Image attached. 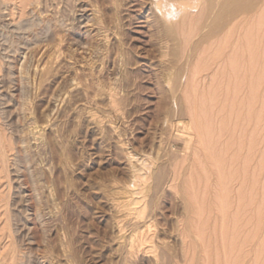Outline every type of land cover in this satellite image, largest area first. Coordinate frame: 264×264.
Segmentation results:
<instances>
[{"label": "rangeland", "instance_id": "374dc122", "mask_svg": "<svg viewBox=\"0 0 264 264\" xmlns=\"http://www.w3.org/2000/svg\"><path fill=\"white\" fill-rule=\"evenodd\" d=\"M25 1L26 6L23 5ZM196 1L195 7L190 6L189 0H165L156 7L155 0H0V264H155L159 261L160 264H189L190 260L192 264H226L234 256L240 259L244 255L246 257L241 258L240 263L254 264L256 242L250 237L255 232L254 220L253 224L246 222L254 219V205H250L253 209L250 206L244 208L249 203L246 205L241 199L244 206H239L238 200L249 195L246 196V190L256 179L260 181L261 188L258 185V189H261L260 201L263 202H260L263 204L260 207L262 221L258 228L261 236L258 240L262 243H259V257H262L259 264H264V0H244L240 9L229 11L222 19H217L222 0H218L216 7L209 6L210 0ZM160 11L165 13L166 31L171 28L169 34L156 20ZM235 58H238V67H233ZM50 70L55 71L52 78L47 76ZM44 82L48 84L44 85ZM110 94L115 98L111 96V99ZM251 98H254L252 104L249 102ZM112 100H116V106ZM47 119L50 120L47 122ZM217 136L221 137L220 140ZM188 137L192 142L188 143ZM118 145L127 147V151ZM205 145L208 148H204ZM120 151H126L134 158L137 155L135 159L146 158L143 160L147 164L148 161L155 164V169L150 162L149 167L146 164L149 173L155 171L149 181L155 177L159 181L164 176L158 185L155 180L154 185L148 180L145 182L150 185L143 182V186L146 185L144 191L148 192L150 188L152 192L157 187L164 194L154 190L153 194L158 197L151 198L153 194L145 192L143 202L152 212L153 202L158 198L156 201L160 202H154V209L163 208L168 215L167 220L152 217L160 224L152 219L151 232L160 230L157 235L161 238L170 239L174 235L170 232L173 224L181 222L178 239L174 235L170 240L177 246L183 242L182 248L176 246L178 253L171 252L172 255L176 253L175 256L162 246L157 249L156 259L159 261L152 255L140 254V259L138 256L136 260L131 258L135 260L133 262L124 256L125 248L116 240L119 239L117 221L121 216L112 203L116 198L124 197L123 193L118 197L120 193L117 191L123 182L124 185L130 182L131 175H127L130 170L126 164L128 154ZM232 155L233 162L239 159L231 165ZM216 157L219 160L227 158L223 162L230 165L225 163V171H222L225 165L216 166ZM156 158L159 161L153 163ZM231 167L234 173H227ZM239 168H243L242 171ZM172 170L177 171L174 172L177 176ZM195 170H199L200 175ZM240 171L246 174L240 175ZM222 173L228 177L236 176L233 182L229 178L227 182L230 184L223 181V185L218 181ZM253 173L259 177L252 180ZM202 177L207 179L203 181ZM192 178L202 180L201 184ZM116 182L122 183L118 185ZM171 185H175L174 188ZM222 186H229L225 187L228 191H222ZM207 187L216 190L210 192ZM241 189L243 193L240 195ZM189 193L194 194L190 197ZM147 194L152 196L147 198ZM186 202L190 204L189 209L195 206L191 209V220L185 218L188 215ZM148 203L153 206L149 207ZM211 203H216L214 208ZM224 203L229 204L228 208L221 205ZM240 207L252 212L247 216L249 210L246 212ZM194 209H197L199 218L193 213ZM199 209L201 213L203 210V215ZM237 209H240L239 218L243 219H239L240 222L234 221ZM150 212H146L147 217L152 215ZM208 213H212L211 218ZM225 217L230 223H225ZM238 223L240 229L232 227ZM126 228L129 233V224ZM250 231L253 232L249 236L251 240L247 236ZM224 233L230 238L231 234L237 233L241 237L238 236L237 241L248 239L246 245L244 240L238 242V247L236 240L225 237L226 243L233 242V247L236 243L238 249L232 247L233 256L230 253L227 259L222 253ZM218 235L223 236L219 239ZM209 240L216 248L213 245L214 249L207 247ZM118 246H123V251L119 252L124 257L119 256ZM235 249L238 253L234 252ZM126 258L131 262H126Z\"/></svg>", "mask_w": 264, "mask_h": 264}, {"label": "bare ground", "instance_id": "6f19581e", "mask_svg": "<svg viewBox=\"0 0 264 264\" xmlns=\"http://www.w3.org/2000/svg\"><path fill=\"white\" fill-rule=\"evenodd\" d=\"M20 1H21V0H20ZM194 1H195V0H189V3H190V6H191V7H193L194 4L196 5L197 1H196V2H194ZM245 1H246V0H245ZM164 2H165V0H155V3H154V2H153V3L156 5V7H158L159 5H162ZM217 2H218V0H210V1H209V6H210V7H213V6L216 7ZM219 2H220V1H219ZM243 2H244V0H222V2H220V3H221V4H220V10H219V12H218V17H217V19H218V18H220V19L224 18V17L228 14V12L231 11V10H233V9H240V8L242 7V5H244ZM25 3H26V1L23 2V5H25V6L28 5V4H25ZM20 4H21V3H20ZM194 7H195V6H194ZM20 11H21V9H20ZM14 13H15V12H14ZM18 14H19V13H18ZM164 16H165V13L162 12V11H160V14L157 15V19H156V20H158V23H160V26L164 27V28H165L164 31H166V28L168 29V26L165 24L166 22H165ZM216 21H217V20H216ZM220 21H221V20H220ZM156 23H157V22H156ZM158 23H157V24H158ZM161 24H162V25H161ZM163 25H164V26H163ZM169 30L171 31V28H170ZM169 30H168V32H169ZM166 32H167V31H166ZM168 32H167V33H168ZM169 33H170V32H169ZM169 33H168V34H169ZM161 34H162V33H161ZM47 43H48V42H47ZM49 43H50V42H49ZM50 44H51V43H50ZM44 46H45V45H44ZM52 47H54V46H52ZM35 48H36V47H35ZM58 48H59V47H58ZM60 48H61V47H60ZM35 50H36V49H35ZM45 50H46V49H45ZM45 50H44V51H45ZM60 50H61V49H60ZM50 51H51V50H50ZM57 51H58V50H57ZM41 52H42V51H41ZM53 52H54V51H53ZM60 52H61V51H60ZM33 53H34V52H33ZM43 53H44V52H43ZM55 53H56V52H55ZM58 53H59V52H58ZM58 53H57V56H58ZM61 53H62V52H61ZM48 54H49V53H48ZM48 54H47V55H48ZM36 55H37V54H35V56H36ZM47 55H46V56H47ZM253 55H255V51H254ZM50 56H51V55H50ZM52 56H53V55H52ZM60 56H61V54H60ZM40 57H41V55H40ZM49 58H50V57H49ZM53 58H54V56H53ZM31 60H32V59H31ZM41 60H42V59H41ZM41 60H40V61H41ZM34 62H35V61H34ZM38 62H39V60H38ZM50 62H51V61H50ZM57 62H58V61H56V63H57ZM125 62H126V61H125ZM237 62H238V58H235V60H233V67H238V63H237ZM40 63H41V62H40ZM42 63H43V62H42ZM56 63H55V64H56ZM123 63H124V61H123ZM34 64H35V63H34ZM35 65H36V64H35ZM60 65H61V64H60ZM38 66H39V65H37V67H38ZM45 66H46V65H45ZM48 66H49V65H48ZM34 68H35V67H34ZM50 68H51V66H50ZM41 69L43 70V69H44V66H43ZM45 69H46V68H45ZM48 69H49V68H48ZM53 69H54V67H53ZM57 69H58V68H57ZM29 70H30V69H29ZM59 70H60V69H59ZM51 71H52V70L48 71V74H47L48 78L51 77L52 75H54V72H55V71H52V72H51ZM34 72H35V71H34ZM40 72H42V71H40ZM36 73H37V72H36ZM42 73H43V72H42ZM56 73H58V72H56ZM28 74H29V73H28ZM33 75H34V74H33ZM37 75H38V74H37ZM40 76H41V75H40ZM43 76H44V75H43ZM47 76H45V77H43V78L45 79ZM81 76H84V75H81ZM86 76H87V75H86ZM37 77H38V76H37ZM51 78H52V77H51ZM51 78H50V79H51ZM40 79H41V78H40ZM35 80H36V79H35ZM42 80H43V79H42ZM46 80H47V79H46ZM84 80H85V79H84ZM39 81H40V80H39ZM43 81H44V80H43ZM43 81H42V82H43ZM50 81H51V80H50ZM40 82H41V81H40ZM45 82H48V81H45ZM45 82L43 83L44 85H45V84H48V83H51V82H48V83H45ZM54 82H55V81H54ZM53 84H54V83H53ZM76 84H77V83H76ZM71 85H72V84H71ZM77 85H78V84H77ZM41 86H42V84H41ZM78 86H79V85H78ZM37 87H38V86H37ZM43 87H44V86H43ZM72 87H73V86H72ZM87 87H88V86H87ZM35 88H36V87H35ZM37 90H38V89H37ZM40 90H41V92H42V89H40ZM67 90H68V89H67ZM69 90H70V89H69ZM86 90H87V89H86ZM38 91H39V90H38ZM45 91H46V89H45ZM111 91H112V90H111ZM84 92H85V91H84ZM43 93L45 94L46 92H43ZM86 93H87V92H86ZM35 94H37V93H35ZM38 94H39V93H38ZM115 94H116V93H115ZM40 95H41V94H40ZM69 95H70V94H69ZM83 95L86 96V94H83ZM41 96H42V95H41ZM45 96H46V95H45ZM62 96H63V95H62ZM108 96H110V98H111V96H112L113 99L115 98V97H114L115 95L113 96V95L110 94V95H108ZM108 96H107V97H108ZM37 98H38V97H37ZM67 98H68V97H67ZM69 98H70V97H69ZM110 98H109V99H110ZM116 98H117V96H116ZM59 99H60V97H59ZM111 99H112V98H111ZM56 100H57V99H56ZM63 100H64V99H63ZM252 100H254V98H251V99L249 100V102H250L251 104H252ZM36 102H37V101H36ZM56 102H57V101H56ZM111 102H112V103L114 102V105L116 106V103H115L116 100H112ZM49 104H50V103H49ZM62 104H64V103H62ZM62 104H61V105H62ZM114 105H113V106H114ZM57 106H58V105H57ZM39 107H40V106H39ZM39 107H38V108H39ZM59 107H60V106H59ZM48 108H49V107H48ZM50 109H51V108H50ZM51 110H52V109H51ZM49 111H50V110H49ZM35 112H36V111H35ZM204 114H205V113H204ZM34 115H35V114H34ZM44 116H45V115H44ZM47 117H48V116H47ZM47 117H46V118H47ZM260 117H261V116H260ZM200 118H201V117H200ZM206 118H208V117H206ZM206 118H205V119H206ZM202 119H203V118H202ZM48 120H50V119H47V122H48ZM199 121H202V120L199 119ZM205 121H206V120H205ZM32 123H33V122H32ZM200 123H201V122H200ZM200 123H199V124H200ZM203 123H204V122H203ZM34 124H35V123H34ZM34 124H33V125H34ZM37 124H38V122H37ZM196 124H198V122H197ZM199 124H198V125H199ZM200 125H201V124H200ZM206 125H207V124H206ZM209 125H210V124H209ZM35 126H36V125H35ZM35 126H34V127H35ZM202 126H203V125H202ZM37 127L39 128V126H37ZM198 127H199V126H198ZM209 127H210V126H209ZM223 127H224V126H223ZM196 128H197V127H196ZM32 129L34 130V128H32ZM177 129H178V128H177ZM204 129H206V126L204 127ZM204 129H203V130H204ZM207 129H208V126H207ZM33 130H32V131H33ZM38 130H39V129H38ZM198 130H199V129H198ZM201 130H202V128H201ZM39 131H40V130H39ZM178 131H180V130H178ZM205 131H206V130H205ZM33 132L36 133L37 130H36V131H33ZM206 132H209V131L207 130ZM212 132H213V130H211L210 133H212ZM214 132H215V131H214ZM218 132H219V131H218ZM220 132H221V130H220ZM38 133H39V132H38ZM197 133H198V132H197ZM215 133H216V132H215ZM215 133H214V134H215ZM32 134H33V133H32ZM204 134H205V136H206V133H204ZM217 134H218V133H217ZM221 134H222V133H221ZM221 134H219V136H220ZM118 135H119V134H118ZM225 135H226V134H225ZM225 135H224V136H225ZM227 135H228V134H227ZM34 136H35V135H34ZM200 136H201V135H200ZM207 136H208V135H207ZM209 136L212 137V136H214V135H209ZM222 136H223V135H222ZM229 136H231V135H229ZM36 137H37V136H36ZM183 137H186V136H183ZM193 137H194V136H193ZM203 137H204V136H202V138H203ZM217 137H218V136H217ZM120 138H121V137H120ZM202 138H201V139H202ZM204 138H205V137H204ZM213 138H214V137H213ZM218 138H219V137H218ZM220 138H221V137H220ZM220 138H219V140H220ZM225 138H226V137H225ZM225 138H224V139H225ZM33 139H34V137H33ZM207 139H209V138L207 137ZM210 139H211V138H210ZM228 139H229V138H228ZM228 139H227V140H228ZM122 140H123V139H122ZM122 140H121V141H122ZM191 140H192V139H190V138L188 137V143H189ZM204 140H205V139H204ZM212 140H213V139H212ZM119 141H120V140H119ZM119 141H118V142H119ZM121 141H120V143H121ZM209 141H211V140H209ZM213 141H214V140H213ZM215 141H216V140H215ZM215 141H214V142H215ZM228 141H229V140H228ZM231 141H232V140H231ZM122 142H123V141H122ZM191 142H192V141H191ZM193 142H194V141H193ZM200 142H201V141H200ZM211 142H212V141H211ZM211 142H210V143H211ZM218 142H219V141H218ZM124 143H125V142H124ZM204 143H205V142H204ZM229 143H230V141H229ZM231 143H232V142H231ZM191 144H192V143H191ZM191 144H190V145H191ZM206 144H207V143H206ZM211 144H212V143H211ZM188 145H189V144H188ZM190 145H189V147H190ZM207 145H208V144H207ZM226 145H228V144H226ZM237 145H238V144H237ZM237 145H236V146H237ZM118 146H119V145H118ZM118 146H117V147H118ZM121 146H123V144H122ZM124 146H126V144H124ZM208 146H211V145H208ZM208 146L205 145L204 148H205V147L208 148ZM221 146H222V145H221ZM214 147H215V146H214ZM217 147H218V146H217ZM238 147H239V145H238ZM118 148H120L121 150L125 148V150H126L127 147L121 148V147L119 146ZM215 148H216V147H215ZM220 148H221V147H220ZM230 148H231V146H229V149H230ZM239 148H240V147H239ZM129 149H130V148H129ZM217 149H218V148H217ZM233 149H234V148H233ZM233 149H232V151H233ZM241 149H242V148H241ZM118 150H119V149H118ZM170 150H171V149H170ZM242 150H243V149H242ZM116 151H117V150H116ZM126 151H127V150H126ZM126 151H125V152H124V151H120V152H121V153L124 152V155H126V154H128V153H126ZM128 151H129V150H128ZM133 151H134V150H133ZM209 151H210V150H209ZM212 151H213V149L211 150V154H213V152H214V151H213V152H212ZM215 151H216V150H215ZM227 151H228V150H227ZM232 151H231V152H232ZM234 151H235V149H234ZM118 152H119V151H118ZM129 152H130V151H129ZM170 152H171V151H170ZM216 152H217V151H216ZM220 152H221V149H220ZM235 152H237V150H236ZM125 153H126V154H125ZM132 153H133V152H132ZM175 153H176V151H175ZM228 153H229V152H228ZM238 153H239V152H238ZM129 154H130V153H129ZM129 154L126 156V157L128 158V161H126V162H128V163H126V164H127V165L129 164V169H130L129 171H130V172L127 170V171H128L127 175H129V174L131 175V180L129 179V181H130L131 183H130V182H129L130 184L128 183V179H127L128 176H127V175H126V176H127V177H126V181H127L126 184L128 183L127 185H124V184H123L124 182H123V183L121 182L122 184L119 182V183L122 185V187H121V185L118 186L119 183L116 182V184H118L117 186H118V187H121L120 190L117 191L118 193H120V194H118L117 196L119 197V196H121V194L123 193V194H124V197L121 196V197H123L122 200L120 199L121 197H120V198H116L115 203H114V201H113V203H112L113 205H114V204L116 205V206H114V208H116V211H117V212L119 213V215L122 217V218H121L120 216H118V213H116V215H117L118 217L121 218V219L119 218V221H117V226H116V227H118L119 239L117 238L116 240H118V242L120 241V243L123 244L124 247H123V246H121V247L125 248V249H124V256H125V257H129L130 260H131V258H133V257H134L133 259L136 260V257L138 256V258H139V255H140V254H145V255H148V256L150 255V257H151V255H152L153 259H156V257H157L156 254L159 252L157 249H158V247H161V246L165 249V251L168 250L167 252H168L169 254H171L172 251H173L172 253H174V252H177V253H178V250L176 249V246H177V245H175L176 243L174 244V243L171 242L170 240L173 238L174 235H175V236L177 237V239H178L179 234H181V233H180V229H181V228H180V227H181L180 223H181V222L178 224V221H177V223H176V221H175V223L173 224L174 226H173V228H171L172 231H170V232H173V233H172V234H174L173 236H171V235L169 234V232H168V231H169V228L167 229V230H168V231H167L168 235L171 236L170 239H164V238H161V237L159 236V234L157 235V232L160 231V230L158 231V229H157V231H155V230L153 229L155 232H153V230H152V232H151L152 219H153L152 217H154V218H155V217H156V218H159L158 216H160V217H162L164 220H167L168 217H166V216H168V215H166V214L162 211L163 208L160 209V208L156 207V208L154 209V206H156V205L154 204V202H155V203L160 202V201H156L158 198H157L155 201H154V199H152V200L154 201V202H153V205H154V206H153V205H149L150 201H149V203H148L149 207H150V206H151V207L153 206V207L151 208V209H152V212H150L151 210H149L148 207L145 205V202H143V201L145 200V199L143 200V198L146 197V195L144 196L143 194H144L145 192H147L146 190L144 191L146 185L143 186V184H144L143 182H145V180H148V181H149V179H148L149 176H151L150 178H151V180H152V175H153V174H152V171H154V170H152V171L150 172L151 174L148 172V171H149V170H148L149 168H146V164H147V162L144 161L146 158H145V159L142 158V160H140V159H135V158L137 157V155H136V157L134 158L133 155H131V154L129 155ZM136 154H137V153H136ZM140 154H141V153H140ZM143 154H144V153H143ZM145 154H146V153H145ZM205 154H206V153H205ZM207 154L209 155V153H207ZM220 154H222V153H220ZM224 154L226 155V153H224ZM239 154H240V153H239ZM118 155H119V154H118ZM191 155H192V154H191ZM229 155H230V154H229ZM142 156H143V155H142ZM198 156H200V155H198ZM204 156H205V155H204ZM212 156H214V155H212ZM218 156H219V155H218ZM226 156H228V155H226ZM235 156H236V154L234 155V157H235ZM116 157H117V156H116ZM121 157H122V156H121ZM126 157H125V159H127ZM145 157H146V156H145ZM189 157H190V156H189ZM200 157H201V156H200ZM208 157H209V156H208ZM208 157H207V158H208ZM223 157H224V155H223ZM232 157H233V155L231 156V158H232ZM237 157H238V154H237ZM237 157H236V158H237ZM240 157H241V156H240ZM158 158H159V157H158ZM161 158L163 159V157H161ZM198 158H199V157H198ZM212 158H214V157H212ZM220 158H221V156H220ZM220 158H217V157H216V161H215V159H214V161H215L216 166H218V167L221 168V167H223V165H225L226 162H223V161L226 160L227 158L224 159V160H219ZM231 158H230V159H231ZM236 158H235V159H236ZM242 158H243V157H242ZM242 158H241V159H242ZM119 159H120V158H119ZM122 159H123V158H122ZM143 159H144V160H143ZM159 159H160V158H159ZM162 159H161V160H162ZM209 159L212 160L210 157H209ZM222 159H223V158H222ZM232 159H233V160H232ZM232 159H231L232 161H230V164H231V162L235 161L234 158H232ZM238 159H239V158H237V160H238ZM241 159H240V160H241ZM147 160H148V159H147ZM198 160H199V159H198ZM206 160H208V159H206ZM237 160H236V162H237ZM244 160L246 161V159H244ZM123 161H125V160H123ZM157 161H159V160H157V158H156V162L154 161L153 163H157ZM162 161H163V160H162ZM196 161H197V160H196ZM196 161H195V162H196ZM201 161H202V160H201ZM203 161H204V160H203ZM221 161H222L224 164H222ZM241 161H242V160H241ZM247 161L249 162V160H247ZM144 162H145V163H144ZM149 162H150V161H148V164H149ZM168 162H169V161H168ZM195 162H194V163H195ZM198 162H200V161H198ZM212 162H213V160H212ZM212 162H210V163H212ZM236 162H233V163H236ZM254 162H255V161H254ZM257 162H258V161H257ZM151 163H152V162H150L149 165H151ZM213 163H214V162H213ZM228 163H229V162H228ZM228 163H226V165H227ZM239 163H241V162L239 161ZM243 163L245 164V162H243ZM258 163H259V162H258ZM148 164H147V166H148ZM158 164H159V163H158ZM160 164H161V163H160ZM165 164H166V163H165ZM205 164H206V163H204V165H205ZM230 164H228V165H230ZM152 165H153V164H152ZM152 165H151V166H152ZM154 165H155V164H154ZM154 165H153V166H154ZM167 165H168V164H167ZM167 165H166V166H167ZM195 165H196V163H195ZM199 165H200V163H199ZM226 165H225V166H226ZM231 165H232V164H231ZM233 165H234V164H233ZM242 165H243V164H242ZM251 165H252V164H251ZM253 165H254V164H253ZM257 165H258V164H257ZM153 166H152V167H153ZM170 166H171V165H170ZM200 166H201V165H200ZM200 166H199V167H200ZM207 166H208V163H207ZM212 166H213V165L211 164V167H212ZM214 166H215V165H214ZM225 166H224V168L222 169V171H223L224 169L226 170L227 166H226V167H225ZM239 166H241V165H239ZM245 166H247V164H245ZM259 166H260V165H259ZM148 167H149V166H148ZM161 167H162V166H160V168H161ZM168 167H169V166H168ZM175 167H176V166H175ZM205 167H206V166H204L203 168H205ZM232 167H234V166H232ZM232 167L230 168V171L227 170V173L232 172V171H231V170H233ZM254 167H255V166H254ZM126 168H127V167H126ZM155 168H156V167L154 166V169H155ZM157 168H158V167H157ZM176 168H177V167H176ZM176 168H174V170H175ZM193 168H194V167H192L191 170H192ZM208 168H209V167H208ZM208 168H207V170H209ZM220 168H219V169H220ZM244 168H245V169H246V168L248 169V167H244ZM151 169H152V168H150V170H151ZM214 169H216V168H214ZM235 169H236V168H235ZM240 169H241V168H239V170H240ZM242 169H243V168H242ZM242 169H241V171H242ZM245 169H244V170H245ZM251 169H253V168H251ZM256 169H257V168H255L254 171H255ZM125 170H126V169H125ZM146 170H147V171H146ZM158 170H159V169H158ZM162 170H163V169H162ZM193 170H194V169H193ZM225 170H224V171H225ZM237 170H238V169H237ZM257 170H258V169H257ZM259 170H260V168H259ZM172 171H173V170H172ZM196 171H197V170H195V172H196ZM204 171H205V170H203V173L205 174ZM241 171H240V173L237 172V175H238V173H239L240 175H242L241 173H245V172H241ZM249 171H250V170H249ZM251 171H252V170H251ZM251 171H250V172H251ZM154 172H155V171H154ZM154 172H153V173H154ZM157 172H158V171H157ZM159 172H160V171H159ZM174 172L177 173V171H173V173H174ZM188 172H189V171H188ZM197 172L199 173V170H198ZM200 172H201V171H200ZM208 172L210 173V171H208ZM215 172H216V170H215ZM247 172H248V171H247ZM255 172L258 174L257 171H255ZM255 172H254V173H255ZM176 173H174V174L177 176ZM201 173H202V172H201ZM203 173H202V175H204ZM213 173H214V172H213ZM213 173H212V174H213ZM217 173H218V172H217ZM217 173H216V174H217ZM219 173H220V172H219ZM224 173H225V172H224ZM232 173H234V172H232ZM232 173H231V174H232ZM235 173H236V172H235ZM254 173H253V174H254ZM256 173H255V174H256ZM155 174H156V173H155ZM158 174H159V176H160V173H158ZM161 174H162V173H161ZM178 174H179V173H178ZM180 174H181V173H180ZM189 174H190V173H189ZM195 174H197V173H195ZM195 174H194V175H195ZM206 174H207V172H206ZM231 174H229V175H231ZM245 174H246V173H245ZM255 174L253 175L254 177H253L252 180H254V178L259 177V175L255 177ZM175 175H174V176H175ZM190 175L192 176L193 174H190ZM199 175H200V173H199ZM199 175H198V177H199ZM207 175H208V174H207ZM207 175H206V176H207ZM226 175H227V174H226ZM226 175H224V174L222 173L220 176H218V177L220 178V180L216 179L217 176L215 177V179L218 180L219 182L221 181V182L223 183V185H224V182H225V183H229V182H227V181H229V178L231 177V176L228 177V175H227V176H226ZM232 175H233V174H232ZM240 175H238V176H240ZM243 175H244V174H243ZM159 176L157 175L158 178H159ZM161 176H162V175H161ZM161 176H160V177H161ZM195 176H196V175H195ZM204 176H205V175H204ZM209 176H210V175H209ZM213 176H214V175H213ZM234 176H236V175L234 174ZM234 176L231 177V179H232L231 181H232V182H233V179H234L233 177H234ZM246 176H247V175H246ZM178 177H179V176H178ZM178 177H177V178H178ZM181 177H182V174H181ZM193 177H194V176H193ZM200 177H201V176H200ZM200 177H199V178H200ZM241 177H242V176H240V178H241ZM247 177H248V176H247ZM251 177H252V176H251ZM129 178H130V176H129ZM158 178H157V179H158ZM161 178H162V177H161ZM161 178H160V179H161ZM163 178H164V176H163ZM163 178H162V179H163ZM172 178H174V177H172ZM179 178H180V177H179ZM179 178H178V179H179ZM203 178H204V177H202L201 179H203ZM205 178L207 179V177H205ZM240 178H239V180H241ZM245 178H246V177H245ZM153 179L155 180L156 177L153 178ZM160 179H158L159 181H156V180H155V183L157 182V183H156L157 185L160 184V183H158V182H162V180H160ZM175 179H176V178H175ZM178 179H177V180H178ZM180 179H181V178H180ZM180 179H179V180H180ZM183 179H184V178H183ZM189 179H190V177H189ZM193 179H194V178H192V180H193ZM196 179H197V178H196ZM196 179H195V180H196ZM206 179H203V181L206 180ZM215 179H213V180H215ZM235 179H236V178H235ZM246 179H247V178H246ZM246 179H245V180L243 179V182L246 181ZM151 180H150L149 182H151ZM154 180L151 182L152 185H154ZM164 180H165V179H164ZM179 180H178V181H179ZM186 180H187V179H186ZM190 180H191V179H190ZM198 180H199V179H198ZM198 180H197V181H194V180H193V181H194V182H198ZM211 180H212V178H211ZM249 180H251V178H249ZM118 181H119V180H118ZM173 181H175V180H173ZM173 181H172V182H173ZM180 181H181V180H180ZM200 181H202V180H199V183L201 184ZM223 181H224V182H223ZM241 181H242V180H241ZM254 181H256V182H254ZM254 181H253L254 183H252V185H250V182H251V181H249L248 186L250 185V187H251V188H249V190H246V189H247V186L245 187L246 189L243 187V188H244V189H243V192H244V190H246V191H247L246 196H247L248 194H249V195H248L247 197H243V198H240V197H239L240 200H238V201L240 202V204H239V203H238V204H239V206L241 205V199H242V203L245 202L246 205L249 203L248 206H244V205L242 204V205L244 206V208H245V207H249L250 205H252V203H253V205H254V210H253V211H255V212H253L254 214L252 213V215H254L252 218H254V219H252V218L250 217V218L252 219V221L249 219V221H251V222H249V221L246 219V220H247L246 222H248V223H252L253 220H254V226H255V227H254L253 225H252V226L254 227L255 232H254L253 229H252V231L254 232V234H253V232L250 231L251 233H250V234L248 233L249 235L247 234V236H248V239H250V240H251L252 237L255 239V241L252 240L253 242H256V251H255V253H254V254H255V260H254V261H256V262H255L254 264H259V263H262V262H260V260H259V259H262L261 255H260L261 258L259 257V253H260V252H259V249H260V247H259V243H260V244H262V243L258 240V237H259V238L261 237V236L258 235V231H259L258 228H259V226H260V221H262V220L260 219V218H262V216H261V214H262V213H261L262 210H260V209H261L260 207L263 205V204H262L263 202L260 201V199L262 200V198H261L262 195H261V197H260V190H261V189H258V188L260 187V183L258 184V182H260V181H258V179L254 180ZM146 182H147V181H146ZM146 182H145V184H148V183H149V182H147V183H146ZM167 182H168V181H167ZM187 182H188V181H187ZM208 182H209V184H210V180H209ZM208 182H207V183H208ZM221 182H220V183H221ZM235 182H236V180H235ZM239 182H240V181H239ZM165 183H166V182H165ZM191 183H192V182H191ZM191 183H189V184H191ZM205 183H206V181H205ZM220 183H219V185H220ZM222 183H221V184H222ZM236 183H238V181H237ZM236 183H234V185H235ZM247 183H248V180H247ZM167 184H168V183H167ZM172 184H174V183H172ZM177 184H179V183H177ZM185 184H186V183H185ZM189 184H188V185H189ZM193 184H195V183H193ZM229 184H230V183H229ZM229 184H228V185H229ZM243 184H244V183H243ZM243 184H241V185L243 186ZM123 185H124V186H123ZM148 185H150V183H149ZM188 185H186V186L188 187ZM205 185H206V184H205ZM211 185H212V183H211ZM219 185H218L217 187H219ZM225 185H226V184H225ZM237 185H238V184H237ZM239 185H240V184H239ZM246 185H247V184H246ZM258 185H259V187H258ZM173 186H175V185H173ZM173 186L171 185V187H173ZM177 186H178V185H177ZM190 186H191V185H190ZM190 186H189V187H190ZM195 186H196V185H195ZM195 186H194V187H195ZM206 186H208V185H206ZM212 186H213V185H212ZM242 186H241V187H242ZM118 187H117V188H118ZM147 187H148V186H147ZM149 187H150V186H149ZM152 187H153V186H152ZM160 187H162V185H160ZM222 187L224 188V189H222V191H223V190H224L225 192L228 191V190L226 191V188H229V186H228V187H226V186H222ZM222 187H221V188H222ZM225 187H226V188H225ZM235 187H236V186H235ZM154 188H156V189H154V190H157V187H154ZM173 188H174V187H173ZM191 188H192V187H191ZM207 188H208V187H207ZM207 188H205V189H207ZM213 188H214V187H213ZM213 188H211V189H213ZM221 188H219V189L221 190ZM260 188H261V187H260ZM169 189H170V188H169ZM177 189H179V188H177ZM177 189H176V190H177ZM181 189H182V188H181ZM185 189H186V188H185ZM188 189H189V188H188ZM188 189H186V191H188ZM202 189H203V188H202ZM208 189H210V188H208ZM211 189H210V192H211ZM233 189H235V188H233ZM147 190H148L147 193L149 194V192H151L150 188L147 189ZM152 190H153V189H152ZM154 190H153V191H154ZM161 190H162V189H158V190H157V191L159 192V194H160ZM170 190H171V189H170ZM172 190H173V189H172ZM183 190H184V188H183ZM213 190H216V189H213ZM235 190H236V189H235ZM239 190H240V189H239ZM239 190H238V191H239ZM143 191H144V192H143ZM153 191L151 192L152 194H153ZM157 191H155V192H157ZM168 191H169V190H168ZM184 191H185V190H184ZM184 191H183V192H184ZM192 191H193V190H192ZM192 191H191V192H192ZM198 191H199V190H198ZM204 191H205V190H204ZM208 191H209V190H208ZM231 191H232V190H231ZM246 191H245V192H246ZM175 192H176V191H175ZM180 192H181V191H180ZM188 192H190V191H188ZM195 192H196V191H195ZM200 192H201V191H200ZM205 192H206V191H205ZM217 192H218V191H217ZM217 192H216V193H217ZM229 192H230V191H229ZM235 192H236V191H235ZM235 192H234V193H235ZM243 192H242V189H241V193L239 192V194L241 195ZM161 193H162V192H161ZM171 193H172V192H171ZM184 193H185V192H184ZM197 193H198V192H197ZM202 193H203V192H202ZM221 193H222V192H221ZM236 193H237V192H236ZM148 194H147V198L149 197ZM157 194H158V193H157ZM157 194H156V195H157ZM159 194H158V195H159ZM162 194H163V193H162ZM162 194H161L160 197H162ZM173 194H174V193H173ZM176 194H177V193H176ZM180 194H181V193H180ZM180 194H179V196H180ZM189 194H190V193H189ZM193 194H194V193H193ZM193 194H192V195H193ZM207 194H208V193H207ZM232 194H233V193H232ZM239 194L237 193V196H238ZM149 195H150V194H149ZM183 195H184V194H183ZM183 195H182V196H183ZM190 195H191V194H190ZM192 195H191L190 197H192ZM224 195H225V194H224ZM229 195H230V193H229ZM233 195H235V194H233ZM240 195H239V196H240ZM117 196H116V197H117ZM151 196H152V195H151ZM151 196H150V197H151ZM154 196H155V195L153 194V196H152L151 198H154ZM163 196H164V194H163ZM182 196H181V197H182ZM187 196H188V193H187ZM196 196H197V194H196ZM205 196H206V195H205ZM216 196H217V195H216ZM220 196H221V195H220ZM222 196H223V194H222ZM225 196H226V195H225ZM225 196L223 197V201L226 200ZM244 196H245V195H244ZM150 197H149V198H150ZM156 197H158V196H155V198H156ZM176 197H177V196H176ZM188 197H189V196H188ZM201 197H202V196H201ZM203 197H204V195H203ZM226 197L229 198V196H226ZM230 197H231V195H230ZM232 197H233V196H232ZM248 197H249V198H248ZM147 198H146V200H149V199H147ZM162 198H163V197H162ZM167 198H168V197H167ZM173 198H174V196H173ZM185 198H186V196H185ZM213 198H214V196H213ZM213 198H212V199H213ZM217 198L219 199V197H217ZM221 198H222V197H221ZM224 198H225V200H224ZM160 199H161V198H160ZM175 199H176V198H175ZM175 199H174V200H175ZM182 199H183V198H182ZM204 199H207V198L204 197ZM208 199H209V201H210V198H208ZM215 199H216V198H215ZM230 199H231V198H230ZM230 199H229V200H230ZM245 199H246V200H245ZM158 200H159V199H158ZM177 200H178V198H177ZM179 200H180V199H179ZM184 200H185V199H184ZM191 200H193V198H191ZM195 200H196V199H195ZM221 200H222V199H221ZM235 200H236V199H235ZM204 201H206V200H204ZM209 201H208V202H209ZM217 201H218V200H217ZM219 201H220V200H219ZM223 201H220V202L223 203ZM231 201H232V200H231ZM146 202H147V201H146ZM164 202H165V201H164ZM189 202H190V200H189ZM189 202H188V203H189ZM201 202H202V201H201ZM215 202H216V200H215ZM260 202H262L261 205H260ZM151 203H152V202H151ZM175 203H176V202H175ZM183 203H184V202H183ZM188 203L186 202V208H187V210H189L190 212L186 210V213H187L188 215H187V217H185V218H188V220H191V219L189 218V217H190V213H191V215H192V211H191V209H193L195 206H194L193 208H191L192 206H190L191 209H189V206H188V205H190V204H188ZM204 203H205V205H206V202H204ZM216 203H217V202H216ZM216 203H211V204H212V206H213V204L216 205ZM226 203H227V202H226ZM226 203L221 204V205L227 207L229 204H226ZM228 203H229V202H228ZM250 203H251V204H250ZM208 204H209V203H208ZM225 204H226V205H225ZM234 204H235V203H234ZM160 205H161V204H159V206H160ZM171 205H173V204H171ZM180 205H181V204H180ZM195 205H196V203H195ZM218 205H219V204H218ZM221 205H219V206H221ZM242 205H241V206H242ZM253 205H252V206H253ZM208 206H209V205H208ZM230 206H232V205L230 204ZM239 206H238V207H239ZM252 206H250V207H252ZM146 207H147V208H146ZM161 207H162V205H161ZM163 207H165V206L163 205ZM180 207H181V206H180ZM175 208H176V207H175ZM196 208H198V207H196ZM201 208H202V207H201ZM204 208H205V207H204ZM207 208H209V207H207ZM213 208H214V206H213ZM218 208H219V207H218ZM224 208H225V207H221V209H224ZM227 208H228V207H227ZM227 208H225V209L228 210ZM232 208H233V206H232ZM240 208H241V207H240ZM242 208H243V207H242ZM242 208H241V209H242ZM244 208H243V209H244ZM177 209H178V208H177ZM209 209H210V208H209ZM209 209H208V210H209ZM221 209H220V210H221ZM230 209H231V208H230ZM251 209H253V207H252ZM169 210H170V209H169ZM195 210H196V212H195ZM204 210H205V209H204ZM211 210H212V207H211ZM244 210H245V209H244ZM244 210L241 212L242 215H244V214H243V213H244ZM248 210H249V208H247L245 211L247 212ZM148 211H149L153 216L151 215V216L147 217V213H146V212H148ZM164 211H166V210H164ZM172 211H173V210H172ZM183 211H184V210H183ZM183 211H182V212H183ZM209 211H210V210H209ZM230 211H231V210H230ZM230 211H229V212H230ZM182 212H181V213H182ZM198 212L201 213V210L199 209ZM213 212H214V211H213ZM217 212H218V210H217ZM222 212H223V211H222ZM224 212H225V211H224ZM235 212H236V211H235ZM237 212H238V213H237ZM237 212H236V213H237V216L234 214V216H235V217H234V218H235L234 221H235V220H239V219H240L239 216L241 217V215H240V213H239V212H240V209H239V211H238V209H237ZM251 212H252V210H251V211L249 210V214H247V216H249ZM145 213H146V215H145ZM150 213H149V214H150ZM174 213H175V212H174ZM193 213L197 216V209H194ZM202 213H203V210H202ZM202 213H201V214H202ZM225 213H227V212H225ZM149 214H148V215H149ZM182 214H183V213H182ZM201 214H200V215H201ZM205 214H206V213H205ZM208 214H211V216L209 215V218H211V217H212V213H208ZM208 214H207V215H208ZM216 214H217V213H216ZM238 214H239V216H238ZM174 215H175V214H174ZM180 215H181V214H180ZM198 215H199V214H198ZM202 215H203V214H202ZM217 215H218V214H217ZM193 216H194V215H193ZM222 216H223V215H222ZM245 216H246V215H244V217H243L244 220H245ZM118 217H117V218H118ZM183 217H184V216H183ZM236 217H238V218H236ZM181 218H182V217H181ZM196 218H199V217L197 216ZM214 218H215V217H213V219H214ZM227 218H228V217H227ZM159 219H161V218H159ZM163 219H162V221H163ZM116 220H117V219H116ZM168 220H169V219H168ZM173 220H175V219H173ZM188 220H187V221H188ZM192 220H195V218H192ZM200 220H201V219H200ZM214 220H215V219H214ZM219 220H220V214H219ZM223 220H224V217H223ZM225 220H226L225 223H230V221L227 222L226 217H225ZM230 220H231V219H230ZM240 220H241V219H240ZM240 220H239L238 222H240ZM242 220H243V219H242ZM242 220H241V221H242ZM153 221H154V219H153ZM232 221H233V220H232ZM154 222H155V221H154ZM154 222H153V223H154ZM157 222H158V221H156L155 223H157ZM192 222H194V221H192ZM199 222H200V221H199ZM206 222H207V221H206ZM236 222H237V221H236ZM162 223H163V222H162ZM164 223L167 224V221H166V222L164 221ZM164 223H163V224H164ZM170 223H171V222H170ZM183 223H185V221H184ZM183 223H182V226H184L183 228L186 229V228H187L186 225H189V224L191 223V221H190L188 224H186V225H185V224L183 225ZM186 223H187V222H186ZM195 223H196V221H195ZM197 223H198V222H197ZM204 223H205V221H204ZM218 223H220V222H218ZM218 223H216V224H218ZM233 223H234V222H233ZM126 224H129V227H130L129 230H128L129 233H126V231H127ZM157 224H160V222L157 223ZM163 224H161V225H163ZM223 224H224V223H223ZM223 224H222V222H221V225H222V226H223ZM234 224H235V223H234ZM244 224H245V223H244ZM252 224H253V223H252ZM164 225H165V224H164ZM179 225H180V226H179ZM210 225H211V224H210ZM219 225H220V224H219ZM221 225H220V226H221ZM229 225H230V224H229ZM239 225H240V223H238V225H236V226L233 225L232 227H234V228H235V227H236V228L238 227V228H239ZM261 225H262V224H261ZM155 226H156V224H155ZM155 226H154V227H155ZM157 226H159V225H157ZM157 226H156V227H157ZM167 226H168V225H167ZM171 226H172V224H171ZM171 226H170V227H171ZM191 226H192V224H191ZM195 226H196V225H195ZM198 226H199V224H198ZM200 226H201V225H200ZM205 226L208 227L207 224H205ZM214 226H215V225H214ZM224 226H225V225H224ZM227 226H228V225H226L225 227H227ZM188 227H190V226H188ZM193 227H194V226H193ZM212 227H213V226H212ZM218 227H219V226H218ZM218 227H215V228H218ZM229 227H231V225L228 226V229H229ZM246 227H247V226H246ZM253 227H252V228H253ZM157 228H159V227H157ZM166 228H167V227H166ZM166 228H165V229H166ZM190 228H192V227H190ZM190 228H188L189 231L191 230ZM195 228H196V227H195ZM201 228H202V227H201ZM209 228H210V227H209ZM222 228H223V227H222ZM240 228H241V227H240ZM240 228H239V229H240ZM116 229H117V228H116ZM160 229H161V228H160ZM163 229H164V228H163ZM163 229H162V231H164ZM203 229H204V228H203ZM203 229H202V230H203ZM205 229H207V228H205ZM219 229H220V228H219ZM223 229H224V228H223ZM223 229H222V230H223ZM226 229H227V228H225V230H226ZM243 229H245V228H243ZM246 229H247V228H246ZM250 229H251V228H250ZM183 230H184V229H182L181 231H183ZM192 230H193V229H192ZM197 230H198V229H197ZM197 230H196V231H197ZM214 230L216 231V229H214ZM220 230H221V229H220ZM235 230H237V229H235ZM116 231H117V230H116ZM184 231H185V230H184ZM187 231H188V230H187ZM203 231L205 232V230H203ZM203 231H202V232H203ZM217 231H218V229H217ZM217 231H216V232H217ZM231 231H232V230H231ZM241 231H242V230H240V233H241ZM165 232H166V231H165ZM190 232H191V231H190ZM200 232H201V231H200ZM202 232H201V233H202ZM218 232H219V231H218ZM226 232L228 233V230H227ZM238 232H239V231H238ZM238 232H237V233H238ZM159 233H161V231H160ZM198 233H199V231H198ZM221 233H222V232H221ZM227 233H224V234H223V235H224V237H223L224 239H225V237H227V236L229 237V235L225 236V234H227ZM232 233H233V232H232ZM237 233L231 234L232 237H231V238L229 237V238L232 239L233 241L236 240V239H238V238L240 237V235H237ZM116 234H117V233H116ZM186 234H187V233H186ZM188 234H189V233H188ZM188 234H187V236H188ZM203 234H205V233H203ZM214 234H215V233H214ZM251 234H253L254 236H252ZM259 234H260V233H259ZM160 235H161V234H160ZM166 235H167V234H166ZM184 235H185V233H184ZM201 235H202V234H201ZM201 235H200V236H201ZM212 235H213V234H212ZM223 235H222V236H223ZM250 235H251V236H250ZM260 235H261V234H260ZM162 236H163V235H162ZM164 236H165V235H164ZM189 236H190V235H189ZM195 236H196V235H195ZM209 236H211V233L209 234ZM218 236H219V235H218ZM222 236H219V239H220V237H222ZM238 236H239V237H238ZM242 236H243V235H242ZM247 236H246V237H247ZM249 236H250L251 238H249ZM117 237H118V236H117ZM166 237H167V236H166ZM176 237H175V238H176ZM184 237H185V236H184ZM193 237H194V236H192V238H193ZM201 237H202V236H201ZM215 237H216V236H215ZM167 238H169V236H168ZM175 238H174V239H175ZM179 238H180V240H181V237H179ZM199 238H200V237H199ZM210 238H211V237H210ZM210 238H209V239H210ZM212 238H214V235H213ZM253 238H252V239H253ZM177 239H176V240H177ZM182 239H183V238H182ZM188 239H189V238H188ZM188 239H187V240H188ZM202 239H203V237H202ZM224 239H222V240H224ZM240 239H241V237H240ZM246 239H247V238H244V239L242 238V240H244V243H243L244 245H246V242L248 243V241H247L248 239H247V240H246ZM193 240H194V239H193ZM211 240L214 242L213 239H211ZM222 240H221V242L223 243ZM242 240H241V241H242ZM174 241H175V240H174ZM177 241H178V240H177ZM181 241H182V240H181ZM184 241H185V240H184ZM209 241H210V240H209ZM216 241H218V240H216ZM228 241H229V240H228ZM236 241H237V240H236ZM241 241L239 240V241H237L236 243L238 244V242H241ZM252 241H249V243H250V242L252 243ZM258 241H259V242H258ZM179 242H180V241H178V243H179ZM191 242H193V241L191 240ZM204 242H205V240H204ZM213 242H212V245L214 246ZM226 242H227V241H226V239H225V240H224V244L222 245V247L224 248V250L222 249V250H223L222 253L225 254L224 256H226L225 258L227 259V257H230V255L233 253L232 249L236 246V243H235V245H234V247H233V246H232L233 244L231 245V243H233V242L229 243L231 246H230L228 243H226ZM234 242H235V241H234ZM242 242H243V241H242ZM120 243H119V245H122V244H120ZM185 243H186V242H185ZM217 243H218V242H217ZM188 244H190V243H189V240H188ZM193 244H194V243H193ZM218 244H220V243H218ZM240 244H241V243H240ZM253 244L255 245V243H253ZM180 245H183V242H181V243L179 244V246H177L178 249L182 248V247H180ZM201 245H203V244L201 243ZM204 245H205V243H204ZM212 245H211V241H210V244H209V242H208V246H207V247L210 246L211 248H213ZM215 245H216V244H215ZM190 246H191V245H190ZM192 246H193V245H192ZM192 246H191V247H192ZM260 246H261V245H260ZM118 247H119V246H118ZM121 247L116 248V249H118V253L120 254L119 256H123V255L119 252V250H120L121 252L123 251ZM162 247H161V249H162ZM179 247H180V248H179ZM184 247H185V246H184ZM186 247H187V246H186ZM191 247H190V248H191ZM196 247H197V246H196ZM210 247H209V248H210ZM232 247H233V248H232ZM238 247H239V244H238ZM242 247H243V246H242ZM242 247H241V248H242ZM261 247H262V246H261ZM120 248H121V249H120ZM193 248H194V247H193ZM197 248H198V247H197ZM214 248H216V247L214 246ZM214 248H213V249H214ZM231 248H232V249H231ZM235 248H236V247H235ZM245 248H246V247H245ZM254 248H255V246H254ZM199 249H200V248H199ZM201 249H202V248H201ZM203 249L205 250V247H204ZM236 249H237V248H236ZM236 249L234 250V252H236ZM243 249H244V248H243ZM176 250H177V251H176ZM189 250H190V249H189ZM191 250H192V249H191ZM210 250H211V249H209V251H210ZM254 250H255V249H254ZM260 250H261V249H260ZM160 251L162 252V250H160ZM169 251H170V252H169ZM184 251H185V249H184ZM197 251H198V250H197ZM211 251H212V250H211ZM237 251H238V249H237ZM241 251H242V249H241ZM185 252H186V251H185ZM185 252H184V253H185ZM188 252H189V251H188ZM205 252H206V251H205ZM216 252H218V251H216ZM239 252H240V251H239ZM242 252H243V251H242ZM162 253H163V252H162ZM165 253H166V252H165ZM168 253H166V254H168ZM189 253H190V252H189ZM194 253H196V252H194ZM207 253H208V251H207ZM230 253H231V254H230ZM236 253H238V252H236ZM240 253H241V252H240ZM158 254H159V253H158ZM163 254H164V253H163ZM166 254H165V255H166ZM175 254H176V253H175ZM175 254H173V255L175 256ZM180 254H181V253H180ZM192 254H193V253H192ZM202 254H204V253H202ZM145 255H144L143 258H145ZM171 255H172V254H171ZM173 255H172V256H173ZM186 255H187V254H186ZM195 255H197V254H195ZM198 255H199V254H198ZM206 255H207V254H206ZM216 255H218V254H216ZM216 255H215V256H216ZM238 255H239V254H236V256H238ZM242 255H243V254H242ZM242 255H240V257H241ZM124 256H123V257H124ZM148 256H147V257H148ZM159 256H160V255H159ZM159 256H158V257H159ZM167 256L169 257V255H167ZM189 256H190V255H189ZM189 256H188V257H189ZM191 256H192V255H191ZM232 256H233V254H232ZM193 257H194V256H193ZM209 257H210V256H209ZM217 257H218V256H217ZM244 257H246V256L244 255ZM244 257H243V258H244ZM140 258H141V257H140ZM140 258H139V259H140ZM148 258H149V257H148ZM159 258H160V257H159ZM159 258H158V259H159ZM161 258H162V257H161ZM180 258H181V257H180ZM185 258H186V256H185ZM191 258H192V257H191ZM197 258H198V257H197ZM203 258H204V257H203ZM205 258H206V257H205ZM225 258H224V259H225ZM231 258H233V257H231ZM241 258H242V257H241ZM241 258H240V259H241ZM243 258H242V259H243ZM124 259H125V258H124ZM133 259L131 260L132 262L135 261V260H133ZM151 259H152V258H151ZM182 259H183V258H182ZM200 259H201V258H200ZM200 259H199V260H200ZM228 259H229V258H228ZM234 259H236L235 256H234ZM234 259H231V260L229 259V261L227 260L228 263L226 262V264H230V262H233V264H243V262L240 263V259H239V257H237L236 260H234ZM119 260H120V259H119ZM119 260H118V261H119ZM141 260H142V259H141ZM189 260H190V259H189ZM193 260H194V259H193ZM193 260H192V261H193ZM195 260H196V256H195ZM195 260H194V262H195ZM199 260H198V262H199ZM206 260H207V258H206ZM215 260H216V259H215ZM233 260H234V261H233ZM125 261H126V262H131V261H127V258H126ZM125 261H124V262H125ZM138 261H139V260H138ZM144 261H145V260H144ZM156 261H159V260L156 259ZM183 261H184V260H183ZM185 261H186V260H185ZM187 261H188V260H187ZM261 261H262V260H261ZM119 262H120V261H119ZM122 262H123V261H122ZM154 262H155V261H154ZM159 262H160V261H159ZM159 262H156V263H159ZM189 262L192 264L191 260H190ZM203 262H204V260H203ZM207 262H208V260H207ZM223 262H225V261H223ZM223 262H221V263H223ZM156 263H155V264H156ZM190 263H189V264H190ZM209 263H211V262H209ZM216 263H217V262H216ZM216 263H215V264H216ZM125 264H126V263H125ZM128 264H129V263H128ZM131 264H132V263H131ZM133 264H135V262H134ZM136 264H137V263H136ZM159 264H160V263H159ZM195 264H196V263H195ZM244 264H245V263H244Z\"/></svg>", "mask_w": 264, "mask_h": 264}]
</instances>
